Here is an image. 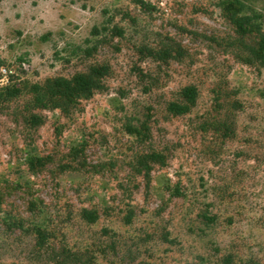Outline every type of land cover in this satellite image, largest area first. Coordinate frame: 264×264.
I'll return each instance as SVG.
<instances>
[{"label": "rangeland", "instance_id": "rangeland-1", "mask_svg": "<svg viewBox=\"0 0 264 264\" xmlns=\"http://www.w3.org/2000/svg\"><path fill=\"white\" fill-rule=\"evenodd\" d=\"M234 1L264 31V0H0V264H264V66Z\"/></svg>", "mask_w": 264, "mask_h": 264}, {"label": "trees", "instance_id": "trees-1", "mask_svg": "<svg viewBox=\"0 0 264 264\" xmlns=\"http://www.w3.org/2000/svg\"><path fill=\"white\" fill-rule=\"evenodd\" d=\"M143 7L147 8L149 6L144 5ZM226 8L231 14V20L239 37L246 38L253 32L255 33L256 41L253 45L248 46L247 51L254 60L259 62L261 66H264V31L262 30L261 26H258L257 29L253 31V17L248 15H240V13L243 11V5L238 1L228 3ZM4 66L5 61L0 58V69L4 68ZM8 77L12 78L10 75H8L7 78ZM65 85L69 86L67 83ZM74 87L78 92H89L92 85L86 78L78 77L74 79ZM17 94L18 90L10 87L9 85L0 87V103L9 98L16 97ZM180 96L182 103H170L168 105V110L170 113L175 115L187 113L189 109L195 104L198 92L194 86H187L181 90ZM82 216L87 222H93L97 219V216L94 213L88 211H84Z\"/></svg>", "mask_w": 264, "mask_h": 264}, {"label": "built area", "instance_id": "built-area-1", "mask_svg": "<svg viewBox=\"0 0 264 264\" xmlns=\"http://www.w3.org/2000/svg\"><path fill=\"white\" fill-rule=\"evenodd\" d=\"M0 72H1V75H2V77H3L4 79L8 76V74L11 73V71L8 70V69H6V68H2V69H0Z\"/></svg>", "mask_w": 264, "mask_h": 264}]
</instances>
